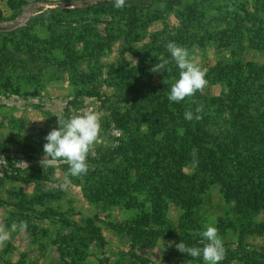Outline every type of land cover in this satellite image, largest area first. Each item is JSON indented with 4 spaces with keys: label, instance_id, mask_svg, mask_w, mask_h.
I'll use <instances>...</instances> for the list:
<instances>
[{
    "label": "rangeland",
    "instance_id": "1",
    "mask_svg": "<svg viewBox=\"0 0 264 264\" xmlns=\"http://www.w3.org/2000/svg\"><path fill=\"white\" fill-rule=\"evenodd\" d=\"M77 1L0 0V26L14 25L0 32V224L10 230L0 264H204L175 245L202 248L209 225L226 249L220 264H264L262 212L244 230L220 183L228 171L244 190L258 180L264 0ZM170 41L207 69V87L180 103L168 100L175 62L151 71L160 54L171 59ZM236 79L250 94H235ZM201 105L202 119L185 120ZM88 109L104 140L65 189L68 165L43 161L45 137ZM198 147L206 161L228 149L231 162L204 173ZM193 198L186 220L181 200ZM152 200L167 224L140 222ZM20 221L26 231H11Z\"/></svg>",
    "mask_w": 264,
    "mask_h": 264
},
{
    "label": "clouds",
    "instance_id": "2",
    "mask_svg": "<svg viewBox=\"0 0 264 264\" xmlns=\"http://www.w3.org/2000/svg\"><path fill=\"white\" fill-rule=\"evenodd\" d=\"M126 6V0H114V7L121 9ZM166 49L170 53L171 59H166L160 54L151 71L153 73H162L167 65L175 62L179 71V79L171 85V91L168 95L170 102L180 103L186 98H191L198 91L202 92L208 85L206 79L207 69L199 66L190 56L189 51L177 45L175 42H168ZM169 71L171 69H168ZM195 103V101H193ZM202 112V105L197 106L194 115L191 110L184 113L187 121L202 119L199 113ZM58 129H52L45 137L47 143L43 146L45 153L43 161L48 165L64 163L68 165V171L64 177L63 187L66 189L71 184L70 177H82L89 172V155L96 156L95 146L103 142L101 135V117L91 110H84L82 114L71 116L67 119L57 118ZM195 151V150H194ZM119 163V159L117 160ZM27 221H20L17 225H11V231L25 232ZM203 247H189L184 242L176 244L179 252L187 254L192 258L202 256L204 264H220L225 259L226 249L222 238L218 234L215 226H207L206 230L200 233ZM10 239V230L3 224H0V244H4Z\"/></svg>",
    "mask_w": 264,
    "mask_h": 264
},
{
    "label": "trees",
    "instance_id": "3",
    "mask_svg": "<svg viewBox=\"0 0 264 264\" xmlns=\"http://www.w3.org/2000/svg\"><path fill=\"white\" fill-rule=\"evenodd\" d=\"M77 3L82 4V6H87V1L86 0H78ZM69 5V4H68ZM72 5V4H70ZM90 8V7H87ZM80 9H72V10H67L65 13H75L78 12ZM14 25L4 27L0 26V32L5 31L8 28L11 29L13 28ZM248 67L251 69L250 71H253L255 66L252 64L248 65ZM255 75H262L263 69L260 70H255ZM256 78V76L253 77V79ZM237 85L234 88L235 94H239V91H246V94H250L247 89L248 87H244L248 83H240L238 79H236ZM235 102V101H233ZM261 140V139H260ZM259 141V137H258ZM190 142L195 143V141L192 139ZM189 142V143H190ZM264 143V140H263ZM191 146L188 148L190 149ZM198 149V150H197ZM196 149L197 151V161H202V168L200 171L202 172H209L216 166L217 164H221L222 166L226 167L227 163L231 162V156L229 155L230 153L228 152V149H221L220 152L222 154V158L220 161H214L215 157L214 155H210V158L206 161L205 159V154H202L201 150L199 147ZM203 150V149H202ZM249 152V151H247ZM258 174H256L258 180L255 183H252L249 188L254 186L252 190H244V188L240 187V183L243 182L244 177L243 175H235L236 173L228 171L226 175V178L220 180L221 185L223 186L222 189V194L224 195V199L226 200L227 203H230L233 205V210L235 213L242 218L239 219L240 225L244 230H252V220L253 217L257 214L262 212V215L264 217V151L261 152V149H258L255 151V154L253 156ZM211 159V162H209ZM241 168V167H238ZM242 173V171H241ZM252 182V181H251ZM198 198L195 199H188V200H181V205H182V210L184 213V217L186 220L190 219L193 217V208L194 206L197 205ZM164 206L161 205L160 201L152 200L151 205H150V211L149 212H143L141 221L144 226H148L151 222V224L156 225V226H162L167 224V221L165 219V214L163 212ZM150 213V214H149ZM150 218V219H149ZM243 221V222H242ZM194 222H196L194 220ZM193 222V223H194ZM193 225V224H190ZM259 227V226H258Z\"/></svg>",
    "mask_w": 264,
    "mask_h": 264
}]
</instances>
